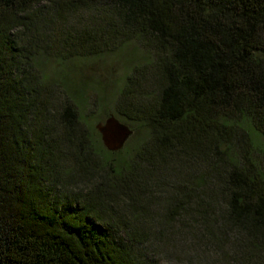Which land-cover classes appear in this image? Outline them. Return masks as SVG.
<instances>
[{
	"label": "trees",
	"instance_id": "obj_1",
	"mask_svg": "<svg viewBox=\"0 0 264 264\" xmlns=\"http://www.w3.org/2000/svg\"><path fill=\"white\" fill-rule=\"evenodd\" d=\"M128 43L113 117L145 139L123 158L38 61ZM163 253L264 264V0H0V264Z\"/></svg>",
	"mask_w": 264,
	"mask_h": 264
},
{
	"label": "rangeland",
	"instance_id": "obj_2",
	"mask_svg": "<svg viewBox=\"0 0 264 264\" xmlns=\"http://www.w3.org/2000/svg\"><path fill=\"white\" fill-rule=\"evenodd\" d=\"M144 57L138 45L128 43L113 53L91 59H76L69 62L39 59L38 67L43 73L42 81L45 85L56 88L55 85L59 83L61 88L66 86L67 89L74 90L75 97L81 92L82 98L76 103L77 111L84 124L89 127L95 126L106 115L114 116L115 98L124 85L125 77L134 66L143 63ZM116 119L125 124L121 119ZM144 139L145 133L141 129L134 135L131 134L127 140L129 144L121 156L126 158L133 152L137 143ZM111 159L118 158L111 156ZM154 260L153 264H184L181 261L177 262L179 260L173 253L158 254Z\"/></svg>",
	"mask_w": 264,
	"mask_h": 264
},
{
	"label": "water",
	"instance_id": "obj_3",
	"mask_svg": "<svg viewBox=\"0 0 264 264\" xmlns=\"http://www.w3.org/2000/svg\"><path fill=\"white\" fill-rule=\"evenodd\" d=\"M94 129L100 136L103 148L109 153L120 151L132 134L127 125L119 122L113 116H109L103 122L97 123Z\"/></svg>",
	"mask_w": 264,
	"mask_h": 264
}]
</instances>
